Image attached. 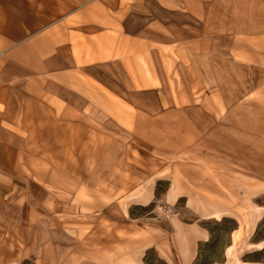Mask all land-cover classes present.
<instances>
[{
	"label": "crops",
	"instance_id": "0c3cea01",
	"mask_svg": "<svg viewBox=\"0 0 264 264\" xmlns=\"http://www.w3.org/2000/svg\"><path fill=\"white\" fill-rule=\"evenodd\" d=\"M258 149L264 0H0V264H114L160 225L188 262L202 220L264 216Z\"/></svg>",
	"mask_w": 264,
	"mask_h": 264
},
{
	"label": "rangeland",
	"instance_id": "374dc122",
	"mask_svg": "<svg viewBox=\"0 0 264 264\" xmlns=\"http://www.w3.org/2000/svg\"><path fill=\"white\" fill-rule=\"evenodd\" d=\"M259 146V144H258ZM258 177H264V151L258 149L257 153ZM256 202L264 207V195L256 198ZM182 206L183 201H179ZM247 207L240 208L241 215L247 217ZM189 221L194 218L190 214L182 215ZM238 214L231 211L218 219L202 220V226L209 231L206 240L196 245L195 256L190 261H184L179 256L181 245L174 249V241L166 225H160L162 229L146 227L145 245L139 244V249L114 264H264V216L257 225H238ZM189 233V231H188ZM155 241L154 244H148ZM171 242L172 251L169 256L162 250L163 243L168 247ZM162 243V244H159ZM174 244V245H173Z\"/></svg>",
	"mask_w": 264,
	"mask_h": 264
}]
</instances>
